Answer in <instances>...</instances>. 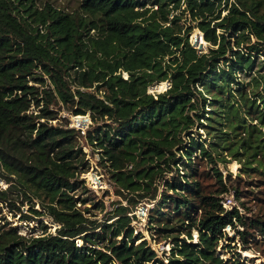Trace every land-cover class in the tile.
Masks as SVG:
<instances>
[{
  "label": "trees",
  "instance_id": "trees-1",
  "mask_svg": "<svg viewBox=\"0 0 264 264\" xmlns=\"http://www.w3.org/2000/svg\"><path fill=\"white\" fill-rule=\"evenodd\" d=\"M195 28L206 52L190 41ZM165 80L169 88L147 92ZM55 105L91 125L81 134L53 124ZM82 140L127 201L102 222L85 206L104 209L80 178L89 168ZM233 160L237 177L263 192L264 0H79L77 11L0 0V213L58 225L55 236L27 237L0 217V264H251L217 250L264 240V220L247 217L241 201L253 189L233 190L243 214L221 203L231 174L217 162ZM144 199L168 255L135 233L130 213Z\"/></svg>",
  "mask_w": 264,
  "mask_h": 264
},
{
  "label": "rangeland",
  "instance_id": "rangeland-1",
  "mask_svg": "<svg viewBox=\"0 0 264 264\" xmlns=\"http://www.w3.org/2000/svg\"><path fill=\"white\" fill-rule=\"evenodd\" d=\"M38 3L43 4V2L48 1L51 2L53 6L59 9H63L65 11H77L79 10V0H37ZM225 14V12H223ZM193 36H197L199 39V43L202 44L201 50L203 52H206L208 50V46L210 43L206 42L203 38L202 32L195 28L191 35L190 40H192ZM197 47V46H196ZM122 78L126 79L127 75L126 73L122 72ZM163 83V89L162 90H156L153 86L149 85L147 87L148 93H159L163 92L165 90V84ZM160 84V83H159ZM54 108L58 111L57 112V118L52 120L51 122L53 124H67L69 126H72L76 129H80L81 134H84L87 130L88 126L91 125V120L86 115L81 116H75L72 115L68 110H66L61 105H55ZM80 117V118H77ZM78 119V121H77ZM200 123L203 122V119L199 121ZM195 135V137H198L201 135L202 137L205 136V132L202 128H200L199 124L195 122V125L191 129ZM198 132V133H197ZM185 138V137H184ZM84 140H82V146L83 150L86 152V159L88 162V171L82 172L80 174V178L84 180L85 185L94 192L93 195H91L92 199L96 203L103 202L104 203V209L103 211H100L98 209L94 208V205L91 203H86L85 206L89 207L91 210L90 214H96L95 216H91L92 219H97L98 222L104 221L107 216L109 215L110 211L117 206L118 202L121 201L122 205H127V201L122 199L119 195L116 194V187L111 184L106 169L99 163V155L97 152L91 150V146L88 144L83 143ZM176 152V158L180 159V152L175 150ZM229 159V158H227ZM172 167H177L179 171L180 167L177 165L171 164ZM239 163L236 160H233L229 163H223L222 161L217 162V167L219 170L223 173V175L227 176L228 173L231 174V190L229 193L225 194V196L232 197L233 201L235 202V205L241 210V214L244 213V211L241 209L239 205L240 200H237L235 197V193L233 192L234 188H238L240 191H244L246 189H253L252 193H245L244 198L241 201L245 202L246 207L250 208L249 211H247V217H259V219L264 220V200H257V197L264 198V190L263 192H257L258 190L256 188H251L250 186H246L245 181H250V178L241 175V178H238V168ZM177 170L173 169L172 172H169L165 175V178H171L172 176L176 175ZM7 184L0 179V188H6ZM162 180L157 183L156 186V192L159 194L162 190ZM131 196V195H129ZM154 201H144L139 202L133 209L131 210L130 215H134L132 226L135 229V233H140L142 235V239H146L148 244L157 252L159 257L165 256L169 254V249L171 247V244L165 240H160L158 242V238H153L151 236V231L148 229V210L153 206ZM36 208H38V205H36ZM260 208H262L260 210ZM21 211L23 213H29L28 212V206L24 205L21 207ZM0 217H5L7 221H9L12 225L19 227V231L26 235L27 237H30L33 235V237H37L40 234L46 235V234H52L56 235V228L58 225L55 223H52L51 219L47 216L38 217L37 220H28L23 221L20 217V214L17 213L15 216H13L6 208L2 209V212L0 213ZM40 221L42 223L46 224L48 226L47 231L45 233H42V226L40 224ZM4 221L0 219V224H3ZM242 230V228H239ZM227 231V230H226ZM228 236L234 237L235 232L233 229H228L227 231ZM192 236L194 241L196 240L197 234L196 231L192 232ZM80 243V242H78ZM227 243V241L220 242L219 247L217 248L219 255L224 258H230L233 253H239L240 257L242 259H246L247 263L251 264H264V240L262 241V237L256 236V241L252 242L250 248L248 250H243L241 248V245L239 242H230L228 244L230 247L226 248L222 251V244ZM229 251V253L227 252ZM248 251L250 254H245L244 252ZM247 255V256H246ZM166 261V260H165Z\"/></svg>",
  "mask_w": 264,
  "mask_h": 264
},
{
  "label": "built area",
  "instance_id": "built-area-1",
  "mask_svg": "<svg viewBox=\"0 0 264 264\" xmlns=\"http://www.w3.org/2000/svg\"><path fill=\"white\" fill-rule=\"evenodd\" d=\"M197 48V47H196ZM123 73H125V72H123ZM127 75V74H126ZM164 82V84H165V90L167 89V88H169L170 87V82H169V80H165V81H163ZM161 83V82H160ZM153 84H159V83H153ZM152 84V85H153ZM151 85V86H152ZM221 203H222V205L224 206V208L225 209H232L233 207H237L236 205H235V202L233 201V199H232V197H229V196H225V197H223V199H222V201H221ZM238 208V207H237ZM239 209V208H238ZM240 210V209H239ZM240 213H241V210H240ZM228 229H231L230 228V226L229 225H227L225 228H224V230L226 231H228ZM226 231V232H227Z\"/></svg>",
  "mask_w": 264,
  "mask_h": 264
},
{
  "label": "water",
  "instance_id": "water-1",
  "mask_svg": "<svg viewBox=\"0 0 264 264\" xmlns=\"http://www.w3.org/2000/svg\"><path fill=\"white\" fill-rule=\"evenodd\" d=\"M190 41H191V43H192V45H193L194 47L197 46V48H198L199 50H201V48H202V44L199 43V39H198L197 36H193V37H192V40H190ZM152 86L154 87V89L157 90L159 84H153ZM77 116H81V115H77ZM77 118H80V117H77ZM77 121H78V119H77Z\"/></svg>",
  "mask_w": 264,
  "mask_h": 264
},
{
  "label": "bare ground",
  "instance_id": "bare-ground-1",
  "mask_svg": "<svg viewBox=\"0 0 264 264\" xmlns=\"http://www.w3.org/2000/svg\"><path fill=\"white\" fill-rule=\"evenodd\" d=\"M244 253H245V254H250V255H251V253H249L248 251H245ZM246 256H247V255H246Z\"/></svg>",
  "mask_w": 264,
  "mask_h": 264
}]
</instances>
